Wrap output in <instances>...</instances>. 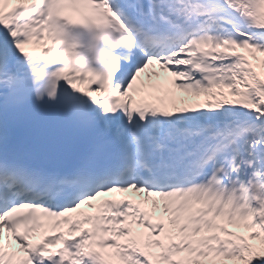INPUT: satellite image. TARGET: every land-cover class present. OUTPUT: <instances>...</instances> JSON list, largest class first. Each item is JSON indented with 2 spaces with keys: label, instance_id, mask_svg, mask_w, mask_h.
Instances as JSON below:
<instances>
[{
  "label": "snow or ice",
  "instance_id": "snow-or-ice-1",
  "mask_svg": "<svg viewBox=\"0 0 264 264\" xmlns=\"http://www.w3.org/2000/svg\"><path fill=\"white\" fill-rule=\"evenodd\" d=\"M0 264H264V0H0Z\"/></svg>",
  "mask_w": 264,
  "mask_h": 264
}]
</instances>
